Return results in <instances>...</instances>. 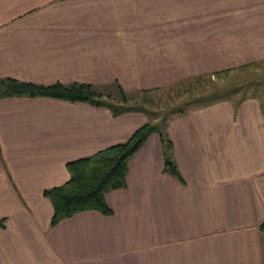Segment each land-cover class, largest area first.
I'll list each match as a JSON object with an SVG mask.
<instances>
[{
  "label": "crops",
  "instance_id": "obj_1",
  "mask_svg": "<svg viewBox=\"0 0 264 264\" xmlns=\"http://www.w3.org/2000/svg\"><path fill=\"white\" fill-rule=\"evenodd\" d=\"M244 69L260 72L257 93L168 121L181 178L154 132L106 194L110 213L56 224L45 191L69 180L68 164L149 119L0 98V264H264V0H0V79L132 93Z\"/></svg>",
  "mask_w": 264,
  "mask_h": 264
},
{
  "label": "trees",
  "instance_id": "obj_2",
  "mask_svg": "<svg viewBox=\"0 0 264 264\" xmlns=\"http://www.w3.org/2000/svg\"><path fill=\"white\" fill-rule=\"evenodd\" d=\"M114 89L119 96L110 91H99L89 83L43 85L14 78L0 79V98L45 96L107 107L114 115L127 111L145 113V110L138 105H129L132 100L131 93L125 91L120 85H115ZM141 92L146 93L149 90ZM218 98L217 94L213 95L212 101L206 104H212ZM167 124L168 121L161 126L148 121L139 127L127 141L115 144L91 156L70 162L68 164L69 180L60 186L45 191V195L50 198L54 206L52 224L86 210L110 213L106 194L126 186L130 158L154 132H158L161 136L165 154V170L181 178L179 167L172 155V141L166 131ZM4 222L5 219H0V226H3ZM260 227L264 231V222Z\"/></svg>",
  "mask_w": 264,
  "mask_h": 264
},
{
  "label": "rangeland",
  "instance_id": "obj_3",
  "mask_svg": "<svg viewBox=\"0 0 264 264\" xmlns=\"http://www.w3.org/2000/svg\"><path fill=\"white\" fill-rule=\"evenodd\" d=\"M257 77L260 78L259 71L248 69L231 71L222 78L191 77L146 93L132 92L129 105H138L145 110L143 113L149 121L161 126L182 112L207 105L212 101L213 95L233 100L254 95L261 88L255 80ZM107 91L119 96L113 87L107 88Z\"/></svg>",
  "mask_w": 264,
  "mask_h": 264
}]
</instances>
